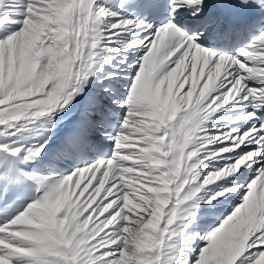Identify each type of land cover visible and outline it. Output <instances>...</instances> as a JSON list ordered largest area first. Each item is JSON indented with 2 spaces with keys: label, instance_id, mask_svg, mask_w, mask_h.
Here are the masks:
<instances>
[{
  "label": "snow or ice",
  "instance_id": "6c2138e0",
  "mask_svg": "<svg viewBox=\"0 0 264 264\" xmlns=\"http://www.w3.org/2000/svg\"><path fill=\"white\" fill-rule=\"evenodd\" d=\"M0 264H264V0H0Z\"/></svg>",
  "mask_w": 264,
  "mask_h": 264
},
{
  "label": "bare ground",
  "instance_id": "6f19581e",
  "mask_svg": "<svg viewBox=\"0 0 264 264\" xmlns=\"http://www.w3.org/2000/svg\"><path fill=\"white\" fill-rule=\"evenodd\" d=\"M187 87V86H186Z\"/></svg>",
  "mask_w": 264,
  "mask_h": 264
}]
</instances>
